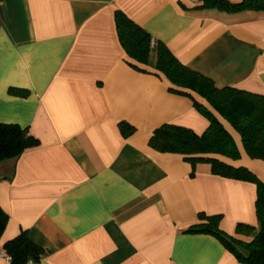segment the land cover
I'll return each instance as SVG.
<instances>
[{
    "label": "crops",
    "instance_id": "0c3cea01",
    "mask_svg": "<svg viewBox=\"0 0 264 264\" xmlns=\"http://www.w3.org/2000/svg\"><path fill=\"white\" fill-rule=\"evenodd\" d=\"M199 3L0 0V124L38 141L0 162L2 254L26 231L43 250L38 264H242L214 236L186 230L199 214L221 216L219 229L230 236L238 224L257 227L255 186L149 146L161 125L201 134L208 122L163 76L132 66L115 29L121 12L216 86L264 95V11ZM193 97L239 152L235 161L218 158L264 182V162L249 158L239 134ZM120 123L133 132L124 136Z\"/></svg>",
    "mask_w": 264,
    "mask_h": 264
},
{
    "label": "trees",
    "instance_id": "16d2710c",
    "mask_svg": "<svg viewBox=\"0 0 264 264\" xmlns=\"http://www.w3.org/2000/svg\"><path fill=\"white\" fill-rule=\"evenodd\" d=\"M196 9H217L227 12L245 10L264 11V0H200ZM118 41L130 64L149 67L170 84L169 91L191 99L195 110L203 116L208 126L201 134L192 130L164 124L154 130L149 146L161 153H174L195 165L210 166L211 174L221 178L251 183L256 188L254 203L257 227L238 224L235 236L219 229L221 216L198 215V223L190 226L187 233L209 234L217 238L225 249L242 264H264V182L243 167H233L218 157L238 160L239 152L234 140L215 115L194 97L204 100L240 136L243 149L253 160L264 162V95L254 94L235 87H218L204 77L182 65L160 42H153L150 35L128 19L123 13L114 16ZM25 95L22 91H11ZM124 136L133 132L126 123L119 124ZM38 141L16 125L0 124V162L15 159L21 153L36 146ZM6 215L0 209V236L4 230ZM10 258L9 264H38L43 250L33 243L26 231L7 241L2 248Z\"/></svg>",
    "mask_w": 264,
    "mask_h": 264
},
{
    "label": "built area",
    "instance_id": "2783aa9c",
    "mask_svg": "<svg viewBox=\"0 0 264 264\" xmlns=\"http://www.w3.org/2000/svg\"><path fill=\"white\" fill-rule=\"evenodd\" d=\"M0 256L3 257L5 264L10 263V258L8 256L2 254V252H0Z\"/></svg>",
    "mask_w": 264,
    "mask_h": 264
}]
</instances>
